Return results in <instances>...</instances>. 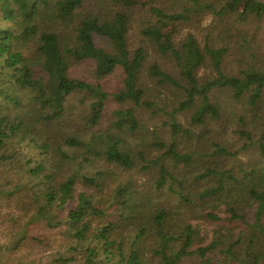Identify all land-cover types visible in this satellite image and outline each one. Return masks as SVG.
Masks as SVG:
<instances>
[{"label": "trees", "instance_id": "1", "mask_svg": "<svg viewBox=\"0 0 264 264\" xmlns=\"http://www.w3.org/2000/svg\"><path fill=\"white\" fill-rule=\"evenodd\" d=\"M168 1L0 0V160L26 172L8 193L29 190L28 222L69 241L49 264H264V55L244 52L236 24L263 21L264 4ZM207 12L202 42L177 38ZM165 187L172 204L155 196Z\"/></svg>", "mask_w": 264, "mask_h": 264}, {"label": "rangeland", "instance_id": "2", "mask_svg": "<svg viewBox=\"0 0 264 264\" xmlns=\"http://www.w3.org/2000/svg\"><path fill=\"white\" fill-rule=\"evenodd\" d=\"M259 1L264 4V0ZM133 3L138 7L148 6L151 3V0H133ZM168 3V0H166V2H160L158 0V4L161 6L162 4L167 5ZM177 11H179V9ZM211 17V13H204L201 20L203 27H200L198 30H196L187 21H181L180 31L177 38H182L185 32L190 31L193 32L202 42L204 36H206V29L204 28V25H209L211 23ZM0 20V25H4V20L2 18H0ZM231 20H228V23H226L225 20L222 21V26H224L223 31L227 30V27L234 22ZM218 24L221 23L219 22ZM236 24L243 29L242 32H244V38L245 41H247L246 48L243 49L244 52L251 53L253 57L262 58L264 55V20L261 22L254 20L250 24L243 22ZM136 25L137 24L135 23L130 27L128 34L130 48L139 44L140 36L137 33L138 28ZM255 59L256 58H254V60ZM160 61L163 62L162 60ZM161 65L162 67H165L163 63ZM165 69H167V66ZM79 73L81 76L91 79L89 74L84 69L79 68ZM120 81L121 76L119 74H114L104 80L102 79L101 84L107 91H116L120 86ZM152 99L159 105H166V103L169 104L165 107L166 112L157 110L155 117L157 125L159 124L158 127L169 129V112L172 110V105H170V103L173 100V93L169 89H161L158 93H154V97H152ZM109 100L110 101L107 102V106L102 117L105 122L111 119V110L116 106L115 101L111 98ZM73 102L77 103V98H74ZM139 113H142L143 115L144 112ZM174 116L178 122H181V124H187L184 114L176 112ZM143 122H147V118L144 119ZM239 123V120L235 119L234 124L237 127ZM239 146L240 144L236 145L232 150L235 151V149H238ZM256 156L257 153L254 147H252L245 152L244 156L239 154L237 159L247 160L248 157ZM18 160L21 163L24 162V158L22 157H19ZM232 163L233 162L231 161H225V166L229 167ZM11 178L15 182L18 180L24 182V180H26V172L20 168L14 167L12 161L10 162V160L5 162L0 160V264H49L50 261L59 253L67 254L68 251H65V249L69 241L59 231V227L47 225L44 219L28 222V218L24 215V209L26 206L24 208L21 207L24 203H26V194L29 190L20 189L15 194L8 193L14 185L9 181ZM155 196L162 199L164 204H172L175 202V195L167 187L162 189L161 192H156Z\"/></svg>", "mask_w": 264, "mask_h": 264}]
</instances>
